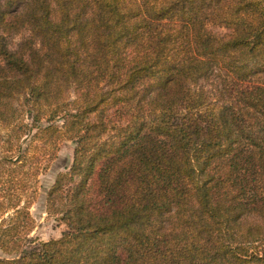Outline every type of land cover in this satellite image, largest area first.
<instances>
[{"label":"trees","instance_id":"1","mask_svg":"<svg viewBox=\"0 0 264 264\" xmlns=\"http://www.w3.org/2000/svg\"><path fill=\"white\" fill-rule=\"evenodd\" d=\"M64 138L65 230L0 207V264H264V0H0V169Z\"/></svg>","mask_w":264,"mask_h":264},{"label":"rangeland","instance_id":"2","mask_svg":"<svg viewBox=\"0 0 264 264\" xmlns=\"http://www.w3.org/2000/svg\"><path fill=\"white\" fill-rule=\"evenodd\" d=\"M213 31L223 32L224 29L220 27H212ZM21 38V33L11 35L8 38L9 45L14 46ZM28 140H22L23 145H26ZM31 156L30 162H26L20 166L18 163L10 165L17 166V170L8 171L9 166L5 170L0 169V207L18 201L19 205L26 200L29 212L33 218L30 231L27 233L29 239L36 241H46L51 238H57L65 230L66 226L59 220L57 214H51L46 207V192L53 183L57 173L65 171L71 163L73 142L69 138L60 140L57 144H43L37 139H33L29 147ZM37 160L40 168L35 178L28 177V183L25 188L21 190V186L17 183V178L24 175V169L29 167L32 163L35 169L37 168ZM21 170V172H20ZM30 171V170H29ZM21 195L19 198L18 196ZM11 210L5 212L2 217H7ZM23 230L24 228H20ZM21 232V231H20ZM24 235V234H23ZM22 235L14 236V241L22 240ZM19 239V240H18ZM22 240L21 242H23ZM19 250L12 249L3 251L0 249V257H15Z\"/></svg>","mask_w":264,"mask_h":264}]
</instances>
